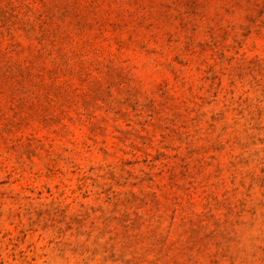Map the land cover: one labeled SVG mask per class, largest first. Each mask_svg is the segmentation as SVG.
<instances>
[{"label":"rangeland","instance_id":"obj_1","mask_svg":"<svg viewBox=\"0 0 264 264\" xmlns=\"http://www.w3.org/2000/svg\"><path fill=\"white\" fill-rule=\"evenodd\" d=\"M0 264H264V0H0Z\"/></svg>","mask_w":264,"mask_h":264}]
</instances>
